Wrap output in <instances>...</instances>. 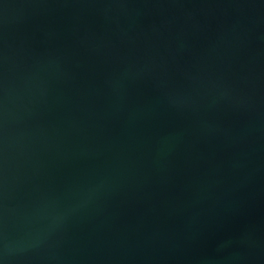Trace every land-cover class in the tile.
Segmentation results:
<instances>
[{"label": "water", "instance_id": "water-1", "mask_svg": "<svg viewBox=\"0 0 264 264\" xmlns=\"http://www.w3.org/2000/svg\"><path fill=\"white\" fill-rule=\"evenodd\" d=\"M0 264H264V0H0Z\"/></svg>", "mask_w": 264, "mask_h": 264}]
</instances>
